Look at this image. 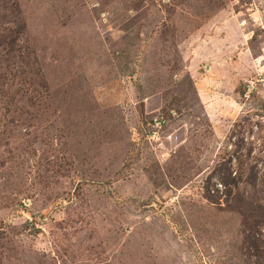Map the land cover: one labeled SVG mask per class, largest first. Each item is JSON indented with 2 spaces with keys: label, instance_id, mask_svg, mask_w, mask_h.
<instances>
[{
  "label": "rangeland",
  "instance_id": "1",
  "mask_svg": "<svg viewBox=\"0 0 264 264\" xmlns=\"http://www.w3.org/2000/svg\"><path fill=\"white\" fill-rule=\"evenodd\" d=\"M17 6L0 264H264L233 209L264 208V0H0V34Z\"/></svg>",
  "mask_w": 264,
  "mask_h": 264
},
{
  "label": "trees",
  "instance_id": "2",
  "mask_svg": "<svg viewBox=\"0 0 264 264\" xmlns=\"http://www.w3.org/2000/svg\"><path fill=\"white\" fill-rule=\"evenodd\" d=\"M16 11V18L13 21V25H11V28L4 30V32L0 34V44H3L7 47V53L14 52L15 50L20 52L21 50L18 42L23 35L24 24L21 21L18 6ZM222 171L223 174L220 177V180L223 187L225 188V194L227 195V197H230L233 193H237L235 191L238 187V184L234 178H231L232 173L229 168L225 167L224 169H222ZM238 179H240V177ZM247 181L249 182V184L253 185L255 181L254 174L250 172L247 176ZM234 204L235 205L233 209L241 215L243 224L247 226L251 225V227L254 228L256 225L258 226L259 224L264 223V208L253 206L251 203L245 201L238 195L234 200Z\"/></svg>",
  "mask_w": 264,
  "mask_h": 264
}]
</instances>
